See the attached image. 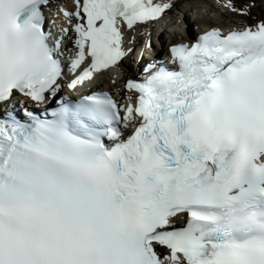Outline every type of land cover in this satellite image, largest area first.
Wrapping results in <instances>:
<instances>
[{"label":"snow or ice","instance_id":"1","mask_svg":"<svg viewBox=\"0 0 264 264\" xmlns=\"http://www.w3.org/2000/svg\"><path fill=\"white\" fill-rule=\"evenodd\" d=\"M73 4L0 0V264H264V20L172 44L122 103L94 89L122 28L175 0Z\"/></svg>","mask_w":264,"mask_h":264},{"label":"bare ground","instance_id":"2","mask_svg":"<svg viewBox=\"0 0 264 264\" xmlns=\"http://www.w3.org/2000/svg\"><path fill=\"white\" fill-rule=\"evenodd\" d=\"M220 1L224 3V0ZM175 3L176 7L172 11L168 12L167 15H164L161 19H159L160 26H162V28H167L165 38H168L170 40V43H176L181 41L182 39L180 35L181 33L178 30V18L181 17L180 15L182 12L185 13V16H187L188 22H193V24L202 23L204 28L218 26L224 23V20L220 21V18L218 19L213 15L215 12L219 13V9L216 7V4L214 5V0H175ZM248 15L250 20V14ZM263 17L264 12H261L260 19H262ZM238 22V24H242V27L246 25V22L240 20ZM125 33V38L132 41L131 44L128 43V48H132L134 43L138 40L137 29H129L126 30ZM138 61L139 58L133 50L132 53L127 56L126 60L120 64V71L118 72V74H114V77L113 73H107L102 76L103 80L106 81V85L111 88L122 87L125 79L128 77H132L133 72L143 65L144 61ZM112 78H115L117 81L115 85L112 84ZM119 93L124 94V91L121 89Z\"/></svg>","mask_w":264,"mask_h":264},{"label":"rangeland","instance_id":"3","mask_svg":"<svg viewBox=\"0 0 264 264\" xmlns=\"http://www.w3.org/2000/svg\"><path fill=\"white\" fill-rule=\"evenodd\" d=\"M248 6L251 7L254 15L257 14L259 15L260 18V13L264 12V0H256L255 3L253 2H249ZM213 14V13H212ZM214 16H216L218 18V14L215 12L213 14ZM264 18V17H263ZM219 19V18H218ZM220 21H222V19H220Z\"/></svg>","mask_w":264,"mask_h":264}]
</instances>
